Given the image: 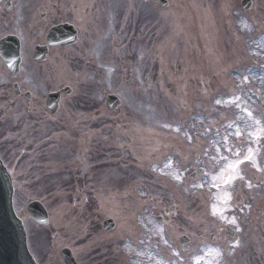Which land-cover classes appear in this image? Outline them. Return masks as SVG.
<instances>
[{
    "label": "rangeland",
    "instance_id": "1",
    "mask_svg": "<svg viewBox=\"0 0 264 264\" xmlns=\"http://www.w3.org/2000/svg\"><path fill=\"white\" fill-rule=\"evenodd\" d=\"M138 1L140 14L152 11L149 17L132 26L136 37L133 49L126 50L125 40L121 38L114 63L107 58L108 65L101 68L103 76L106 72L105 88L88 91L84 98L101 101L115 93L121 99V108L110 113L111 116H105L99 106L93 113L104 119L105 124H111L119 141L127 142L138 153L142 151L136 143L142 148L150 146L140 157L153 159L151 144L158 146L159 133H163L165 142L156 158L159 161L141 168L164 181V197L149 191L132 196L129 189L115 195L102 191L97 198L87 182L88 166L82 169L83 165L75 162L67 170L68 176L73 174L75 179V187L71 186L68 192L81 188L87 197L69 201L67 197L52 200L43 196L42 204L50 219L44 229H34L26 216L29 199L15 201L28 237L36 230L41 232L52 256L57 247L67 244L81 264H86L89 256L98 262V256L104 255L117 264H196V258H200L199 264H264V0H252L249 12L242 11L240 0H169L166 9L148 0ZM104 2L107 5L98 15V24L102 23L107 30L120 27L122 14L129 5L125 0ZM85 16L90 23L85 28H89L93 14L86 10ZM95 26L96 29L85 32L89 34L86 37L107 39L112 35L96 23ZM229 31L234 33L233 39L242 40L245 51L230 52L226 45ZM214 40L218 46L213 44ZM107 46L108 42L104 51ZM95 49L100 52L101 42ZM217 60L222 70L217 69ZM45 89L41 84L37 86L39 92ZM235 97L240 99L227 102ZM217 100L222 103L217 104ZM136 114H143L144 119L129 122L130 115ZM140 122L147 124L139 128ZM152 124L160 126V131H154ZM142 129L154 133V139H136L135 135ZM237 130L240 137L236 136ZM225 136L230 137L229 143L222 141ZM85 141L86 137L81 147ZM69 143L73 146L72 138ZM74 144L77 146L76 140ZM249 149L252 159L239 166L243 179L237 177L219 193L217 187L204 182L203 176L207 181L219 177L225 172L226 163L229 166L237 159H244ZM91 150L89 143L85 149L87 155ZM65 151L69 150L65 148ZM184 155L189 158L187 163L181 162ZM83 156L79 154L81 159ZM169 162L171 166L165 167ZM109 166L104 171L106 184L126 180L112 173ZM231 175L235 173L232 171ZM93 180L99 181V174ZM197 184L203 186L195 187ZM42 190L49 195V188ZM224 192L232 194L223 213L227 219L213 215L212 210L213 204L218 209L225 207L221 203ZM90 194L93 195L88 197ZM107 218L115 222L109 232L102 229V221ZM233 218L235 224L229 223ZM153 225H158L162 232L157 233ZM228 228L233 231V237L226 234ZM41 234L33 235L37 245L42 240ZM183 236L188 242H180ZM211 249H219L221 255L215 257Z\"/></svg>",
    "mask_w": 264,
    "mask_h": 264
},
{
    "label": "flooded vegetation",
    "instance_id": "2",
    "mask_svg": "<svg viewBox=\"0 0 264 264\" xmlns=\"http://www.w3.org/2000/svg\"><path fill=\"white\" fill-rule=\"evenodd\" d=\"M69 5L68 1L63 0H0V40L9 35L18 36L21 43V55L26 58L28 64L27 70L12 77L0 59V134L9 140L4 157L14 181V174L9 163L15 164L17 158L24 153L21 136L25 134V128L42 127V130L37 133L39 143L47 144V138L51 134L49 127L60 128L62 126L59 119L60 112L70 111L73 107V99H63L57 113L51 116L47 107L46 110L42 105V102L45 104L48 94L44 99L43 91H40V94L37 92L39 84H47L48 87L55 85L52 77L61 67L69 73L84 69L86 53L79 34L77 44L65 47L56 45L50 37V31L61 24H69L77 28L76 22L80 19L79 15ZM32 57H35V60ZM77 78L80 77L77 76ZM6 106H9L10 111L19 114V118L16 119L11 114L5 115ZM38 112L43 115L41 118L35 117ZM24 115L28 117L24 118ZM84 122L85 120L79 115L76 126L84 128ZM14 126L20 129L19 135L11 131ZM85 132H87L86 129L81 130V135ZM4 143L6 146L5 140ZM57 143L58 139L53 138L52 144L56 146ZM0 146H3L1 139ZM44 146L46 145L42 147ZM30 152L32 155L36 153L34 150ZM16 153H19L17 158ZM53 153L50 152L49 156Z\"/></svg>",
    "mask_w": 264,
    "mask_h": 264
},
{
    "label": "water",
    "instance_id": "3",
    "mask_svg": "<svg viewBox=\"0 0 264 264\" xmlns=\"http://www.w3.org/2000/svg\"><path fill=\"white\" fill-rule=\"evenodd\" d=\"M29 210L37 222H43L41 220L43 214H37L33 206H30ZM18 252L25 253L27 257L23 263L16 260ZM0 264H34L25 248L21 224L12 211L9 186L2 178H0Z\"/></svg>",
    "mask_w": 264,
    "mask_h": 264
},
{
    "label": "snow or ice",
    "instance_id": "4",
    "mask_svg": "<svg viewBox=\"0 0 264 264\" xmlns=\"http://www.w3.org/2000/svg\"><path fill=\"white\" fill-rule=\"evenodd\" d=\"M246 82V81H245ZM239 97H235L234 100H229L227 101L228 103H235L236 100H239ZM217 104H221L222 101L221 100H217L216 101ZM237 107H240L239 104H237ZM246 111V110H245ZM247 115L249 117L252 116L251 112H247ZM257 124H259V121H256ZM229 127H231V125H229ZM241 133L239 130L236 131V136L240 137ZM227 140V137H225V141ZM237 156H239V150H237ZM222 159H227L226 157H222ZM245 160H250L252 159L251 157V149H249V155L244 157ZM243 163L242 160L237 159L233 164L229 165V168L235 173V175H228V173L226 172H222L221 175L219 177H213L211 181H207V183L211 184L213 187H219L220 183L222 182L224 185H230L232 181H234L235 179H237V177H239L240 179H243V176L240 175V170H239V165ZM171 166V162H169V164L165 165V167H170ZM259 170V169H258ZM170 175L173 176L174 179H180L179 176L175 175L174 173H169ZM207 176V174H205ZM195 187H202V184H197L194 185ZM249 187H251V184H249ZM223 197L224 199L221 201V203L224 204V208L222 209H218L217 206L215 204L212 205V210H213V215H217L219 214L221 216L222 219H227L223 213L228 209L229 207V202L232 200V194L231 192H224L223 193ZM213 198H215L213 196ZM231 224H235V218H233L232 220L228 221ZM153 227L156 229V232H162V229L158 226V225H153ZM237 231H239V227L237 226ZM235 246V245H234ZM211 252L215 253V257H219L221 255L220 250L219 249H211L209 250ZM199 259L200 258H196V264H199Z\"/></svg>",
    "mask_w": 264,
    "mask_h": 264
},
{
    "label": "bare ground",
    "instance_id": "5",
    "mask_svg": "<svg viewBox=\"0 0 264 264\" xmlns=\"http://www.w3.org/2000/svg\"><path fill=\"white\" fill-rule=\"evenodd\" d=\"M216 62H217V65H216L217 69H218V70H222L223 67L220 66L221 64H220L219 60H217ZM254 75H255V74H254ZM254 78H255V77H254ZM171 84H172V83H171ZM171 84H170V85H171ZM174 94H175V95H181V92H175ZM144 161L147 162L146 159H144ZM242 161H243V163H246V160H242ZM241 164H242V163H241ZM225 169H226V173H228V175H231V174H232V170L229 168V166H225ZM220 184H221V189H222V190H224V189L226 188V186H227V185H224L222 182H221Z\"/></svg>",
    "mask_w": 264,
    "mask_h": 264
}]
</instances>
